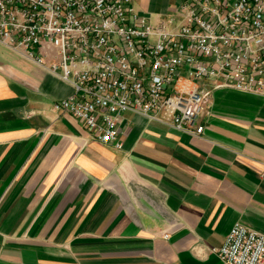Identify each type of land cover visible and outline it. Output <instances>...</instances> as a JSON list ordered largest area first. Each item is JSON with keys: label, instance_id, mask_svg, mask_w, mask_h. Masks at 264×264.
Listing matches in <instances>:
<instances>
[{"label": "crops", "instance_id": "0c3cea01", "mask_svg": "<svg viewBox=\"0 0 264 264\" xmlns=\"http://www.w3.org/2000/svg\"><path fill=\"white\" fill-rule=\"evenodd\" d=\"M72 92L0 42V264H225L236 222L264 233V97L215 90L199 136L127 112L119 149L55 110Z\"/></svg>", "mask_w": 264, "mask_h": 264}, {"label": "built area", "instance_id": "2783aa9c", "mask_svg": "<svg viewBox=\"0 0 264 264\" xmlns=\"http://www.w3.org/2000/svg\"><path fill=\"white\" fill-rule=\"evenodd\" d=\"M0 42L73 88L55 105L122 148L123 115L199 136L215 90L264 97V0H179L152 24L133 0H0ZM225 264H264V233L236 222Z\"/></svg>", "mask_w": 264, "mask_h": 264}]
</instances>
